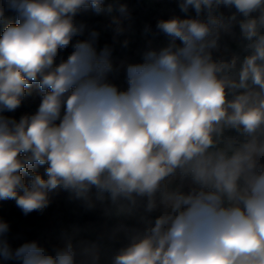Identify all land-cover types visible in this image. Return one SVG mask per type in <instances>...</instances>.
<instances>
[{"label": "clouds", "instance_id": "1", "mask_svg": "<svg viewBox=\"0 0 264 264\" xmlns=\"http://www.w3.org/2000/svg\"><path fill=\"white\" fill-rule=\"evenodd\" d=\"M221 5L245 18L240 30L251 52L238 72L236 58L211 55L221 23L212 13ZM179 7L194 8L197 16L206 10L208 20L158 21L171 43L128 64L127 89L120 90L108 81L111 47H95L99 33L73 43L85 29L76 15L89 8L100 14L104 0H0V21L8 10L17 13V23L0 35V113L20 107L34 83L42 93L34 114L19 121L0 115V201L14 200L28 215L47 208L57 188L87 200L95 187L113 203L147 197L152 211L162 182L180 170L201 190L165 192L170 211L112 264H264V168H257L264 158V0H180ZM117 10L124 16L127 5ZM112 24L121 35L120 18ZM69 46L72 52L57 64ZM227 128L249 139L213 151ZM37 165H47L46 179L34 171ZM9 228L0 219V237ZM0 257L78 264L71 242L50 253L36 241L12 249L0 240ZM85 257L80 264L98 258L87 249Z\"/></svg>", "mask_w": 264, "mask_h": 264}, {"label": "trees", "instance_id": "2", "mask_svg": "<svg viewBox=\"0 0 264 264\" xmlns=\"http://www.w3.org/2000/svg\"><path fill=\"white\" fill-rule=\"evenodd\" d=\"M179 3L180 0H104V11L100 14L89 8L76 15L75 21L84 24L85 29L82 35L73 38V43L77 40L89 39L92 31L98 32L95 47L97 51L105 45L111 47L113 67H116L117 60L127 59L122 71L116 73L111 81L118 89L126 90L125 67L128 64L142 63L143 54L149 48L158 51L171 43V38L157 28L158 21L179 17L207 22L206 10L197 16L194 8L190 7L185 13L180 10ZM120 4L127 5L128 11L124 16H121L117 10ZM109 5L112 6V11H108ZM256 12L260 13L259 10ZM212 15L219 17L221 23L216 31L218 46L210 51L214 60H220L225 43L239 36L243 16L235 7L223 5L216 8ZM113 17L120 18L124 29L119 36L114 32ZM9 23H17L15 11L8 10L4 20L0 21V35ZM125 40L128 41L126 47L123 46ZM175 43L181 45L178 39ZM72 50L69 46L61 52L56 63L66 59ZM27 92L20 107L12 112H2L0 115L19 121L24 115L34 114L41 102L42 93L36 83ZM259 138L264 140V135H260ZM248 139L246 135L245 142ZM46 167L47 165H37L34 171L46 179ZM257 168L258 170L264 168V158H258ZM24 178L26 183L30 182L31 177L25 174ZM200 190L201 186L193 181L191 175H185L177 170L162 182L161 188L154 196L156 207L152 211L146 210L147 197L137 196L135 203L127 199L113 203L108 192H101L95 187L90 189L87 200L77 198L69 190L57 188L49 192L50 202L47 208L42 212L33 211L28 215L22 213L14 200H4L0 201V219L7 221L10 228L0 240H6L12 249L18 248L25 242L36 241L50 253L55 248L64 247L71 242L77 252L78 264L86 259V249L89 250V256L95 254L98 257L95 264H112L113 257L121 249L129 246L135 238L142 236L154 225L158 217L170 211L162 202L165 192L189 194ZM203 190L207 191V189ZM0 264H20V262L0 257ZM88 264H92L91 259H88Z\"/></svg>", "mask_w": 264, "mask_h": 264}, {"label": "crops", "instance_id": "3", "mask_svg": "<svg viewBox=\"0 0 264 264\" xmlns=\"http://www.w3.org/2000/svg\"><path fill=\"white\" fill-rule=\"evenodd\" d=\"M259 15V12L252 13L253 17H258ZM244 19L245 18L243 17L242 20ZM249 43L250 42L243 37L239 28V36L225 43L222 59L231 61L233 58H236V71L238 72L243 59L251 52V49L248 48ZM232 97L233 94L230 92L229 99ZM245 139L246 134L242 133V131L227 128L224 130L223 135L219 138L218 144L213 151L217 149H227L229 144H231L233 148H237L245 142ZM229 154H231V151H229Z\"/></svg>", "mask_w": 264, "mask_h": 264}, {"label": "rangeland", "instance_id": "4", "mask_svg": "<svg viewBox=\"0 0 264 264\" xmlns=\"http://www.w3.org/2000/svg\"><path fill=\"white\" fill-rule=\"evenodd\" d=\"M7 13V11H6ZM5 13V14H6ZM127 59L126 58H122L120 60H117L116 62V67H113V70L111 73H109L108 75V81L111 83L112 79L116 76V73H120L126 63ZM115 69V71H114Z\"/></svg>", "mask_w": 264, "mask_h": 264}]
</instances>
